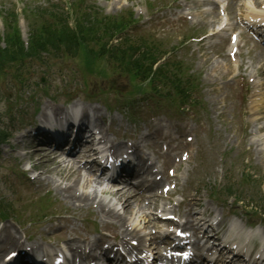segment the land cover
<instances>
[{"label":"rangeland","instance_id":"374dc122","mask_svg":"<svg viewBox=\"0 0 264 264\" xmlns=\"http://www.w3.org/2000/svg\"><path fill=\"white\" fill-rule=\"evenodd\" d=\"M52 1H57L61 6L67 8L69 2H73L74 0H0V5H7L10 9H16V23L12 24V26L19 24L21 32L24 35L28 34L29 31L27 19L32 16L25 8L38 9L37 6L41 4L47 5ZM87 1L96 3L106 14L118 15L120 13L133 12L135 17L141 19L150 11V4H155L162 0ZM167 1L160 2L158 6ZM189 9L194 14V17L190 19L188 24L184 22L181 29L177 32L167 33L170 35V39L162 42V45L166 46L171 41L172 49L169 55L172 54L173 57L181 60L187 72L199 81L197 88L199 96L205 105L207 104V107H205L206 111L203 113V122L213 126L215 135L206 151L196 154L195 157H191L189 161L181 164L180 172L182 175L186 172L188 178L186 183L184 179L179 180V184L185 186L182 188L188 189L187 191L190 194H193L194 189H196L194 187H197L198 193H202V195H206V190L211 188H213V191L221 190L225 194V188L229 186L231 190L235 191L238 199H241L245 203L248 200L260 201L263 197L262 194H264V130L261 129L264 126V88L258 87L257 84H260L261 81L264 83V70H262L264 69V52L257 49L251 42L242 46L243 42L240 40V46H242L241 54L237 56L236 61L231 62L226 57L227 50L224 48L208 45L199 46L196 42L189 41L191 40L188 38L189 35L182 38L185 33L192 32V35L196 36L195 34H199L202 31L200 27L205 29L207 27L209 29L217 24L213 15L204 14L200 8L197 9L195 7V12L194 9H191L190 5ZM199 10L201 13H199ZM236 12L240 16L241 11L236 10ZM33 17L35 18L34 14ZM227 17L228 20L226 22L230 28L236 26L237 18H234L231 14L227 15ZM158 19L160 17L152 19L146 26H151L153 29L158 28L159 24L156 22ZM35 20L36 22L30 19V22L36 25L38 20L36 18ZM187 27L191 30L190 32L185 31ZM45 61L46 63L42 65L35 62L31 66L27 65L22 72V77H24L23 82L20 79L14 80L9 72L1 74L0 113L6 114L5 112L13 109V107L20 106L24 100L37 97L34 95L29 97V94L23 93L25 87H22V85L28 82L35 83L37 85L35 89L37 90H45L49 86L54 87L56 83L66 80L74 84L76 78V84L79 83V80H84V88L87 90H99L97 86L103 85V81L99 77H96V74H93L91 69H87V65H84L80 59L68 57L54 59L46 57ZM237 61L244 63L242 72L236 69ZM15 65L17 66L18 64ZM79 67H81L83 74L75 71ZM41 77H45V80L41 81ZM260 78L262 79L260 80ZM14 83L17 84V87L14 86ZM70 89L73 88L69 84L66 88V92L69 94ZM7 94L10 96L9 104L4 98ZM51 98L61 100L65 97L54 95ZM42 102H46V99L42 98ZM244 103L247 105L246 114L241 113V105ZM256 104L259 107H263L254 109ZM143 108L139 107L138 110L148 112V109ZM256 112H259V114L257 115ZM190 116H193V114ZM175 124L181 123L175 121ZM245 128H249L250 130L247 132V137L241 139L239 136L244 133ZM257 138H259L262 145L253 142ZM230 152L231 154H229ZM225 158L226 160H224ZM260 158H262V161L258 163ZM33 162L38 171L50 166L49 163H42L41 159L33 160ZM245 166H249L252 172V179L249 182L240 181V175H238ZM4 167L5 165H3ZM41 178L51 188L50 193L45 194V196H42V194L47 187L44 189L40 188L34 192H31V188L27 187H19V189L14 191L12 199L22 207L23 213L28 214L33 210L36 212L34 214L31 211L34 217H38L39 212L47 211L46 213H50L47 207H41L46 197H49L51 201L56 199L60 201L57 203H60L63 207L69 206L70 209H73L74 205L64 199L68 194L65 195L61 187L67 185L70 181L62 178V171L59 172L57 168L43 170ZM83 182L75 183L70 192L79 195L77 189L80 192L86 191L91 198L90 201H93L81 204V211H79V217H82L84 214L89 216V221L92 224L84 223L83 226L87 231H90L100 224L101 216L98 215L99 209L97 204H105L108 208H111L115 202L120 200H110V197H113V195L105 192L96 183L86 185ZM70 199L72 200V198ZM231 199L232 197H228V201H231ZM22 204H28L30 209ZM87 205L89 207H86ZM117 205L120 206L119 203ZM141 206L142 204L134 205L135 208ZM249 213L253 215L257 214L253 211H249Z\"/></svg>","mask_w":264,"mask_h":264},{"label":"bare ground","instance_id":"6f19581e","mask_svg":"<svg viewBox=\"0 0 264 264\" xmlns=\"http://www.w3.org/2000/svg\"><path fill=\"white\" fill-rule=\"evenodd\" d=\"M262 70H264V69H262ZM136 149H137V145H136ZM39 155H41L42 157H46V156H48L47 154H40L39 153ZM51 160V158L50 157H47L46 159H45V162L47 163V162H49ZM59 166L61 167V171H62V178H68V175H66V174H63V173H65V170H63V169H69V172H73L74 174H75V180L69 185V187L67 188V191L69 192V190L71 189V187H74V185H75V182H79V181H84L83 183H86V184H91L92 183V179H91V175L90 174H87V173H83V176H86L87 178L85 179V178H82V171L81 170H79V171H76L77 169H80L81 167H79V168H75V169H73L72 168V166L71 165H69V166H67V165H60L59 164ZM137 172L136 171H132V172H130V175H134V174H136ZM139 175V174H138ZM145 179H147V178H143V180L142 181H145ZM95 180V179H94ZM119 181H121V179L119 178L118 179ZM159 182H156V181H154V180H148V182H146V188H148V189H152V188H154V187H156L157 186V184H158ZM65 189H66V187H65ZM81 194V195H80ZM80 194H79V196L78 197H75L74 195L72 196V197H75L76 198V201L78 202L79 200H81V199H84L85 200V203H87V202H90V200H91V198H90V196H89V194L88 193H86L85 191H81L80 192ZM121 196H123V199H122V204H123V206L124 207H129L130 206V204H131V202L132 201H135L134 199H131V198H135L136 200H139V199H141V196L139 195V194H136V192H135V190L134 191H132L128 196H125L124 194H121ZM104 206V205H103ZM103 214H105V215H110V216H113V214H110L109 212H103ZM122 222H124V221H122ZM14 224L13 223H7L6 224V232H5V234H6V236H8L9 235V233H8V231L9 232H12L13 233V241L14 242H19V237L16 235V232L14 231ZM70 229H72V230H75L74 229V227L73 226H70L69 227V229L67 230V232H70ZM75 232H76V230H75ZM130 235H138V233L136 232V233H134V232H132V231H129L128 232ZM134 235V236H135ZM4 243H5V241L3 240V239H1L0 238V257L4 254V249H2L1 250V248H2V246L4 245ZM232 243H229V246H232L231 245ZM22 245H24V244H21L20 245V249H23L24 247H22ZM82 245H83V243H69L68 245H65V247H63V249H65L66 250V252H67V254H68V257L67 258H65L66 259V262H64L63 264H72L71 262H72V260L74 259V258H76V257H78V258H80V259H95V254L94 253H89V251H90V248H89V246L88 245H84V248H83V251H82ZM25 246V245H24ZM69 250V251H68ZM14 251H17V254H20L22 251H18V250H14ZM102 253L103 254H106V258H108V257H111L109 254H111V251H102ZM118 255H119V253H118ZM66 257V256H65ZM69 257H71L72 258V260L69 258ZM197 258V262L196 263H194V264H205L204 262H205V258H203L202 256H198V257H196ZM27 260V259H26ZM26 260H21L20 259V262H22V264H29V263H27V261ZM88 262H91L90 260H87ZM15 263V262H14ZM16 264V263H15ZM57 264H61V263H57ZM207 264V263H206Z\"/></svg>","mask_w":264,"mask_h":264},{"label":"trees","instance_id":"16d2710c","mask_svg":"<svg viewBox=\"0 0 264 264\" xmlns=\"http://www.w3.org/2000/svg\"><path fill=\"white\" fill-rule=\"evenodd\" d=\"M52 36H54V34H53ZM52 36L49 35V36L46 38V40H49V37H52ZM55 36H58V34L55 33ZM64 36H65V35H64Z\"/></svg>","mask_w":264,"mask_h":264}]
</instances>
